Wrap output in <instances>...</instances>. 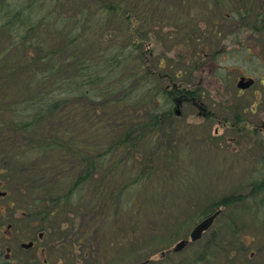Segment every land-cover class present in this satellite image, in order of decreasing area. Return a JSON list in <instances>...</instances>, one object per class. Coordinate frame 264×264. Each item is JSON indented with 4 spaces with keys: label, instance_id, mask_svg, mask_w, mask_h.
<instances>
[{
    "label": "trees",
    "instance_id": "16d2710c",
    "mask_svg": "<svg viewBox=\"0 0 264 264\" xmlns=\"http://www.w3.org/2000/svg\"><path fill=\"white\" fill-rule=\"evenodd\" d=\"M159 1L0 0V173H6V186L0 180V188L5 189V199L22 210L19 218L28 226L47 233L60 218L59 227L68 224L62 221L64 215L90 207L91 197L101 192L93 182L97 173L105 187V175L117 178L123 165L122 175L131 171L136 176L119 182L111 217L122 213L133 219L151 208H167L159 203L162 189L150 175L159 167L150 162L146 168L151 155L143 153L156 137L160 140L165 122L173 117L168 105L179 90L169 89L165 79L182 73L185 68L178 65L186 58L176 53L175 67L160 70L167 58L147 48L151 40L144 37L158 26ZM185 17L178 16V24L193 26L194 21L182 20ZM164 18L170 17L163 14ZM167 137L153 157L174 144L175 139ZM262 168L250 178L245 195L229 194L206 211L251 202L257 210L250 216L252 226L264 235ZM6 180H13L14 187ZM6 209L1 220H8ZM231 230L234 242L224 239L214 248L236 258L245 248L234 224ZM263 240L264 236L259 243ZM13 263L14 258L0 255V264Z\"/></svg>",
    "mask_w": 264,
    "mask_h": 264
},
{
    "label": "rangeland",
    "instance_id": "374dc122",
    "mask_svg": "<svg viewBox=\"0 0 264 264\" xmlns=\"http://www.w3.org/2000/svg\"><path fill=\"white\" fill-rule=\"evenodd\" d=\"M172 1L174 5H170V0H160L155 4V14L159 15L156 22L158 26L149 29V34L144 37L151 40L147 48L155 49L157 55L163 59L167 58L163 60L164 68L160 70H171L172 66L175 67L179 62L176 53L184 55L186 60L179 62L178 67L185 69L175 75L173 80L165 79V84L174 91L179 88L201 92L200 95H203L206 103L211 104V109L220 119H228H225L227 127L219 124L216 119L200 120L196 115L197 109L191 102L183 103L181 109L179 108L182 114L177 115L175 109L178 104L171 100L168 106L172 109L173 117L165 122V128L163 126V132L159 133V136L161 141L166 136H169L166 138L168 140L175 139L174 144L164 148V154H157L155 158L152 156L154 151L163 147L162 144L158 146L160 140L156 137L151 148L143 153L151 155L146 157L151 158L146 160V168L150 162L159 167V171L150 175L159 190L162 189L157 197L159 203L167 205V208H151L143 212L144 215L133 219L130 215L122 213H119L118 217H111V214H115V207L111 202L117 201L115 194L122 186L119 182L130 181L136 176L131 171L122 175L125 168L123 165L117 178L110 179V174L105 175V187L97 173L93 181L95 189L100 187L102 190L94 195L93 199L91 197L93 204L88 208L74 209L73 214L64 215L62 221L69 222L64 226L78 228L82 225L91 232L90 234L95 235L94 247L89 248L86 245L87 252L92 251V257L86 264H134L146 259H149L147 264H261L264 258L260 257H264V251L259 250L263 247L261 245H264V240L262 243L259 241L264 235L259 228L252 226L250 219L257 210L251 202L244 200L226 209L222 206L221 214L200 240L190 241L185 248L175 250L177 252L171 251L164 255L163 259L160 256L162 250H171L179 240L188 237L192 227L201 218L200 215L210 208L212 203L215 204L229 194L245 195L249 191L250 178L253 174L261 172L263 168L260 162L264 160L263 137L253 133L250 127L245 128L242 136L236 121L228 116L235 113L239 107L235 99L237 74L247 72L255 75L253 71L257 69L264 72V55H247L249 52L243 50L244 46L239 44L241 36L238 32H241V29H227L225 15L231 9L227 4L229 0H206L204 5H198L197 0ZM163 14L170 18L162 19ZM181 14L186 16L184 20L194 21V25L188 27L178 24L177 19ZM222 32L225 33L222 35ZM167 33L171 35L168 36ZM246 118L244 119L252 121L256 116ZM168 158H172V163ZM5 175V172L0 173L3 186H6ZM6 181L10 187H14L13 180ZM2 190L5 189L0 188V192ZM2 197L0 195V214L6 207L8 220L0 219L1 258H14L13 264H42L41 261L48 258V248L59 239L68 241L67 243L77 241L76 237L67 235L76 234L78 230H68L69 228L65 227L60 229L61 218L54 224L53 229L56 231L52 229L46 233L34 225L28 226L24 219L19 218L22 210L16 209L13 200L5 199V195ZM106 197L108 201H105ZM10 220H15L17 224L5 227L3 223L7 224ZM108 221L111 225H106ZM233 224L240 232L239 236L245 248V254L236 258H232L233 253L231 256H224L214 248V245L217 247L224 239L228 243L234 242L230 239ZM41 231L43 236L40 238L38 235ZM67 231L70 232L65 234ZM251 233L255 236L254 239ZM30 240H34L31 248L21 246V242ZM74 248L78 249L79 246ZM43 249L46 255L42 254ZM59 256L53 255L50 258ZM199 256L204 257L203 262Z\"/></svg>",
    "mask_w": 264,
    "mask_h": 264
},
{
    "label": "flooded vegetation",
    "instance_id": "af4514ba",
    "mask_svg": "<svg viewBox=\"0 0 264 264\" xmlns=\"http://www.w3.org/2000/svg\"><path fill=\"white\" fill-rule=\"evenodd\" d=\"M206 2V0H197L198 5H204ZM227 4L229 5V7L231 6L230 12L225 15V17L227 18V29H241V32H238L239 36H241L239 44L244 46L242 47L243 50L249 52V54L247 55H264V0H229ZM245 25L248 26V28H246ZM224 33L225 32H222V35ZM217 53L218 50L215 51V54ZM253 72H255V75L254 73L249 74L247 72H241L237 74L235 99H237L239 107L236 108L235 113H231L228 116H231L230 118L236 121L238 130L242 131V136L244 135L245 128L250 127V130L253 133L263 137L264 143V118L260 117L264 116V72H261L258 69ZM177 89L179 91H183L182 89ZM200 94L201 92L196 91L194 96H189L187 98L177 97L176 94H174V104L176 103L181 107L183 103L191 102V104H193V106H195V108L197 109L196 115L199 116L200 120L204 119L212 121L216 119L218 122H220L219 124L227 127L226 120L228 119L226 117L220 119V117L211 109V104L209 105L208 103H206V101L203 99V95ZM176 98H180V101L178 102L177 100L179 99ZM180 114H182V112H180ZM246 116H256V118L255 120L247 121L244 119L246 118ZM211 213L212 212H210L209 214ZM64 227L69 228L68 230H78V233L76 234L67 235L69 237H76L77 241L73 243H67L68 241L59 240L53 245L51 243L52 246L48 248V258H45L44 260L47 264L88 263V259L92 257V251L91 253L90 251L87 252L86 245H88L89 248L94 247V239L96 238L95 235L90 234L91 232L84 229L85 227L83 228L82 225H80L78 228H75V226H61L60 229ZM206 231L202 233L201 237L198 240L203 237ZM69 232L70 231H67L65 234ZM38 236L41 238L43 235L39 234ZM126 236L129 237L128 234H126ZM188 238L189 234L188 237H185L183 239L186 240ZM28 242L32 244L27 248H31L34 245V240H30ZM189 242L190 241H187L183 248H185ZM75 246H79V248L75 249ZM171 251L177 252L173 249V247L171 248V250H162L160 252L161 258L163 259L164 255H166L167 253H171ZM42 254H47L44 249L42 250ZM58 254L60 255L59 258H50L51 256ZM148 261L149 259H146L145 261H140L134 264H147L146 262Z\"/></svg>",
    "mask_w": 264,
    "mask_h": 264
},
{
    "label": "water",
    "instance_id": "95a60500",
    "mask_svg": "<svg viewBox=\"0 0 264 264\" xmlns=\"http://www.w3.org/2000/svg\"><path fill=\"white\" fill-rule=\"evenodd\" d=\"M177 101L179 102L180 100H177ZM0 194H5V192H0ZM220 212H221V209L218 208L213 213H211L209 216H206L205 218L200 220L198 223H196L190 232V239L192 241L199 239L201 237L202 233L211 226L214 219L217 217V215ZM186 242H187V240H185V239L181 240L180 242L177 243L175 249H180V248L184 247Z\"/></svg>",
    "mask_w": 264,
    "mask_h": 264
},
{
    "label": "bare ground",
    "instance_id": "6f19581e",
    "mask_svg": "<svg viewBox=\"0 0 264 264\" xmlns=\"http://www.w3.org/2000/svg\"><path fill=\"white\" fill-rule=\"evenodd\" d=\"M195 93H196V90H191V89H185V90H183V91H178L177 93H176V96L177 97H182V98H187V97H189V96H194L195 95ZM176 99H179L180 100V98H176ZM176 104V103H175ZM175 106V105H174ZM180 106L178 105L177 107H176V109H175V111H176V113L175 114H177V115H179L180 114ZM179 112V113H178ZM260 164H261V167H264V160L263 161H261L260 162ZM256 174L257 173H255V174H253V177H254V175L256 176ZM258 181H255V183H256V185H259V182L257 183ZM2 192H4V191H2ZM2 196H4L5 194H1ZM210 214H209V212H207V211H205L204 212V214H201L200 215V219H199V221L200 220H202L203 218H205L206 216H209ZM215 222V219H214V221H213V223ZM213 223L211 224V226L213 225ZM10 227V225H8L7 226V228H9ZM42 232L43 231H41V232H39V234H41L42 235ZM181 240H184V239H181ZM181 240H179L178 242H180ZM186 240H188V241H192L191 239H190V234H189V238L188 239H186ZM198 240V239H197ZM194 241H196V240H194ZM177 242V243H178ZM177 243L174 245V247H173V249L174 250H180V249H175L176 248V245H177ZM32 243H30V242H21V246L22 247H25V248H27L29 245H31ZM183 248V247H182ZM138 264H142V263H138Z\"/></svg>",
    "mask_w": 264,
    "mask_h": 264
}]
</instances>
